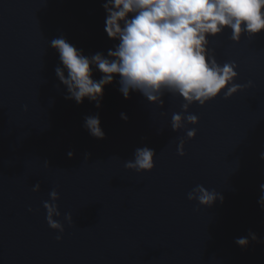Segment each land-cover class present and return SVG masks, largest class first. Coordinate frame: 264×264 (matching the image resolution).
<instances>
[{
  "label": "water",
  "instance_id": "obj_1",
  "mask_svg": "<svg viewBox=\"0 0 264 264\" xmlns=\"http://www.w3.org/2000/svg\"><path fill=\"white\" fill-rule=\"evenodd\" d=\"M106 2L0 0V264H264V32L208 37V57L234 64L242 86L228 99L221 93L185 112L167 91L156 103L138 92L125 99L116 78L99 108L77 104L65 99L50 42L63 36L86 56H106L117 43L104 31ZM173 113L198 123L173 131ZM93 115L102 140L84 128ZM142 147L155 151L154 169H126ZM196 185L223 201H189ZM52 190L63 234L46 222ZM249 232L257 239L241 248L235 241Z\"/></svg>",
  "mask_w": 264,
  "mask_h": 264
},
{
  "label": "clouds",
  "instance_id": "obj_2",
  "mask_svg": "<svg viewBox=\"0 0 264 264\" xmlns=\"http://www.w3.org/2000/svg\"><path fill=\"white\" fill-rule=\"evenodd\" d=\"M102 7L106 13L104 31L117 42L106 56L99 52L86 56L63 36L50 42L62 65L56 67L55 74L66 89L65 99L77 104L87 99L97 108L101 106L104 88L116 78L125 99H129L131 92H138L156 103L167 91L185 101V112L193 102L203 106L221 93L228 99L242 86L234 83V64L221 66L208 57V37L230 29L232 39L238 42L242 33L254 37L264 32V0H107ZM96 73L100 74L98 80L94 79ZM251 86L249 82L248 87ZM121 119L126 121L127 116L121 113ZM185 121L194 125L198 118L173 113V131L182 129ZM84 128L96 139L105 138L99 115L86 116ZM186 135L193 139L196 129H188ZM183 149L181 139L178 155H184ZM155 155L151 148H137L134 159L126 161L125 168L137 173L151 172ZM68 156L72 158L73 153L70 151ZM260 158L264 159V153ZM39 189L37 183L33 191ZM260 191L258 203L264 209V184ZM49 195L51 202L43 203L46 222L51 230L63 234L64 226L57 220L61 215L56 203L59 195L56 190ZM218 198L223 201L221 195L202 185H196L187 194L189 201L204 207H211ZM65 219L72 223L70 214ZM56 239L61 240V236ZM250 239L255 241L257 237L249 232L248 237H239L235 243L246 248Z\"/></svg>",
  "mask_w": 264,
  "mask_h": 264
}]
</instances>
